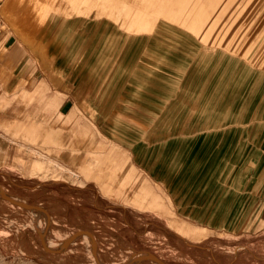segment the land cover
I'll list each match as a JSON object with an SVG mask.
<instances>
[{
	"label": "rangeland",
	"instance_id": "1",
	"mask_svg": "<svg viewBox=\"0 0 264 264\" xmlns=\"http://www.w3.org/2000/svg\"><path fill=\"white\" fill-rule=\"evenodd\" d=\"M6 5L3 0L0 13L9 23ZM8 5L15 24L27 10L31 21L42 14L55 23L67 18L83 35L95 18L108 25V38L116 29L119 38H141V67L155 76L156 99L143 96L133 113L124 108L109 140L120 151L111 155L108 174L121 178L131 163L121 153L130 152L141 178L157 185V216L124 212L116 203H81L79 195L92 191L63 185L54 188L57 196L43 199L32 189L36 184L0 177L6 194L0 195V264L13 258L12 264H264V86L258 89L264 81V0ZM37 192L45 202L37 201ZM249 209L252 219L229 218Z\"/></svg>",
	"mask_w": 264,
	"mask_h": 264
},
{
	"label": "crops",
	"instance_id": "2",
	"mask_svg": "<svg viewBox=\"0 0 264 264\" xmlns=\"http://www.w3.org/2000/svg\"><path fill=\"white\" fill-rule=\"evenodd\" d=\"M6 1L3 14L11 24L0 13V177L36 184L32 189H40L43 199L57 196L55 189L63 185L92 191L78 194L85 203H116L124 212L144 209L157 216V185L150 177L141 178L130 152H120L131 161L121 178L108 174L111 155L120 151L109 140L124 108L133 113L143 96L156 99L155 76L141 67V38H119L117 29L108 38V25L91 17L87 35L70 27L67 18L55 23V17L45 20L42 14L31 21L27 10L15 24ZM40 192L34 197L45 202ZM252 217L250 209L229 216Z\"/></svg>",
	"mask_w": 264,
	"mask_h": 264
},
{
	"label": "bare ground",
	"instance_id": "3",
	"mask_svg": "<svg viewBox=\"0 0 264 264\" xmlns=\"http://www.w3.org/2000/svg\"><path fill=\"white\" fill-rule=\"evenodd\" d=\"M261 58V53L259 52L256 56H255V58L253 59V61H252V63L253 64H256V63H259V59ZM263 86H264V81H263V83H261V85H259V90H262V88H263ZM258 90V91H259ZM255 91V90H254ZM0 195H1V197L2 196H4V195H6V194H4V191H3V189L2 188H0ZM12 198V197H11ZM7 199V198H6ZM5 199V200H6ZM15 199V198H14ZM13 199V202H15L16 201V199L14 200ZM10 200V199H9ZM22 199H20V201H21ZM17 201H19V199H17ZM14 206H16V205H14ZM27 206V205H26ZM29 208V207H28ZM29 210H30V208H29ZM31 211V210H30ZM30 214H31V212H30ZM32 215V214H31ZM34 215V214H33ZM32 215V216H33ZM37 217V216H36ZM40 217V216H39ZM33 219V218H32ZM42 219V218H41ZM43 220V219H42ZM35 222V221H34ZM37 222V221H36ZM40 222H38V224H39ZM41 225V224H40ZM43 230V229H42ZM46 233V232H45ZM92 233V232H91ZM44 234V233H43ZM84 234H87V233H84ZM47 235V234H46ZM44 236V235H43ZM54 236V235H53ZM49 237H50V235H49ZM69 237V236H68ZM68 237H67V240H68ZM91 237H92V234H91ZM51 238V237H50ZM54 238H55V236H54ZM63 238V237H62ZM64 238H65V236H64ZM88 239V238H87ZM48 240V239H47ZM91 240V239H90ZM51 241H52V239H51ZM56 242V241H55ZM59 242V241H58ZM68 242V241H67ZM92 242V241H91ZM51 244H53V243H50V245ZM58 244V243H57ZM61 244V243H60ZM49 245V246H50ZM56 245V244H55ZM62 246V245H61ZM60 247V246H59ZM51 249H53V248H51ZM95 253V252H94ZM145 253V252H144ZM144 253H142V254H144ZM134 254V253H133ZM145 255V254H144ZM150 255V254H149ZM152 256V255H151ZM93 258V257H92ZM136 258H138V257H136ZM99 259H100V257H99ZM136 260V259H135ZM95 261V260H94ZM94 261H92V262H94ZM102 262V261H101ZM125 262H126V260H125ZM125 262H123V263H125ZM137 262V261H136ZM129 263V262H128ZM152 263V262H151ZM98 264H99V262H98ZM122 264V263H121ZM127 264V263H126ZM154 264V263H153Z\"/></svg>",
	"mask_w": 264,
	"mask_h": 264
},
{
	"label": "water",
	"instance_id": "4",
	"mask_svg": "<svg viewBox=\"0 0 264 264\" xmlns=\"http://www.w3.org/2000/svg\"><path fill=\"white\" fill-rule=\"evenodd\" d=\"M16 198L17 199H28V200H32V201H34V199L33 198H31V197H29V196H16Z\"/></svg>",
	"mask_w": 264,
	"mask_h": 264
}]
</instances>
